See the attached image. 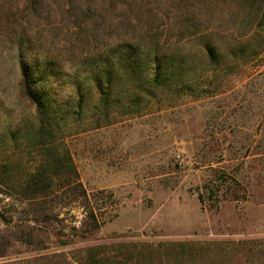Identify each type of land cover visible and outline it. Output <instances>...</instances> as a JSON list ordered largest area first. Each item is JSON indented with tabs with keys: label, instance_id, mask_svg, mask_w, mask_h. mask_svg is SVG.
Returning a JSON list of instances; mask_svg holds the SVG:
<instances>
[{
	"label": "rangeland",
	"instance_id": "rangeland-1",
	"mask_svg": "<svg viewBox=\"0 0 264 264\" xmlns=\"http://www.w3.org/2000/svg\"><path fill=\"white\" fill-rule=\"evenodd\" d=\"M151 36L185 79L151 89L142 67L143 89L115 85L104 110L94 70L124 78L110 51ZM23 63L86 199L33 206L0 186V264H179L157 247L181 242L244 244L198 264H264V0H0L4 160L37 125Z\"/></svg>",
	"mask_w": 264,
	"mask_h": 264
},
{
	"label": "trees",
	"instance_id": "trees-1",
	"mask_svg": "<svg viewBox=\"0 0 264 264\" xmlns=\"http://www.w3.org/2000/svg\"><path fill=\"white\" fill-rule=\"evenodd\" d=\"M148 38L145 46L129 43L125 47L121 45L122 47H116V50L110 51L111 55L117 53L116 55L119 56L118 60L121 62L119 67L126 72L124 78L123 75L114 76V70L107 68L110 63L94 70L96 74L91 76L92 84L98 92L99 104L104 110L109 108V95L115 85L122 90L131 89V87L136 90L143 89L144 84L140 83L141 77H139L142 67L153 65V76L144 80L151 89L165 91L179 87L180 81L185 79L186 70L174 60V56H170V59L162 57V50L156 36ZM203 49L208 51L207 46ZM21 67L23 94L31 104L36 106L37 125L27 130L22 136L23 152L21 154L17 157L13 155L12 159L8 160L0 158V186L8 188L11 193L21 197L22 201L31 203L33 206V203L45 204L44 201L49 198L58 199L64 196L72 198L69 203L82 198L86 199L85 190L79 181L71 153L64 142V135L59 126L61 117H58L56 113L52 114L48 104L44 107L48 100L45 101L38 92L34 78L37 68L24 63ZM167 69H170V72L165 73ZM139 70L140 73H138ZM206 71L204 70L203 73ZM148 96L153 94L150 93ZM81 104L80 100L76 105V117L79 116ZM47 217L44 216L43 219L48 220ZM5 220V216L0 213V221ZM92 221L95 220L92 219ZM243 246L242 243L223 245L217 242H181L173 246L159 244L157 248L168 250L173 247L171 249L174 258L179 264H198L201 257L208 258L211 254L225 256L232 253L234 255L236 252L238 255ZM238 247H241V250H238ZM253 248V246L247 248V252L251 255L254 252ZM153 251L149 253V259L157 254Z\"/></svg>",
	"mask_w": 264,
	"mask_h": 264
}]
</instances>
